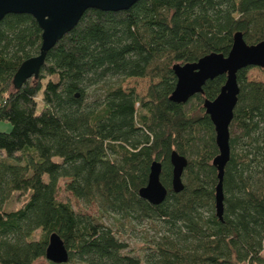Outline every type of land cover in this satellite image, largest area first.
Listing matches in <instances>:
<instances>
[{
  "label": "trees",
  "instance_id": "16d2710c",
  "mask_svg": "<svg viewBox=\"0 0 264 264\" xmlns=\"http://www.w3.org/2000/svg\"><path fill=\"white\" fill-rule=\"evenodd\" d=\"M236 32L249 45L264 40V0L88 9L47 52L38 77L16 89L13 76L38 54L42 30L30 14H7L0 21V122L10 124L0 131V264H264V81L247 78L253 66L237 72L221 219L212 164L218 149L203 101L217 96L225 75L186 103L169 100L172 65L227 55ZM143 77L155 81L142 97L120 84ZM172 151L187 159L177 193ZM154 160L167 189L157 205L138 194ZM61 179L65 191L98 203L101 213L151 221L158 236L144 256L131 255L102 216L59 200ZM53 232L67 249L65 263L46 259Z\"/></svg>",
  "mask_w": 264,
  "mask_h": 264
},
{
  "label": "water",
  "instance_id": "95a60500",
  "mask_svg": "<svg viewBox=\"0 0 264 264\" xmlns=\"http://www.w3.org/2000/svg\"><path fill=\"white\" fill-rule=\"evenodd\" d=\"M136 1L138 0H0V21L7 14H30L42 30L39 52L20 64L13 76L14 88H20L29 78L38 77L47 52L78 23L86 10L117 12L128 9ZM248 66L264 68V40L249 45L240 32L234 33L232 46L227 55L211 52L195 62L172 65L176 84L169 100L175 103L187 102L194 95L203 92V86L208 80L225 75V81L217 96L212 100L203 101L205 113L214 126L215 143L218 149L212 164L217 171L215 214L219 219L223 214L224 168L230 157L229 129L239 93L237 72ZM170 164L172 166L171 188L177 193L184 187L182 174L187 165V159L176 151H172ZM161 170V163L152 161L147 183L138 190L141 198L154 205L160 204L167 195V189L160 180ZM45 256L47 260L54 263H65L68 260L67 249L56 232L49 235Z\"/></svg>",
  "mask_w": 264,
  "mask_h": 264
},
{
  "label": "rangeland",
  "instance_id": "374dc122",
  "mask_svg": "<svg viewBox=\"0 0 264 264\" xmlns=\"http://www.w3.org/2000/svg\"><path fill=\"white\" fill-rule=\"evenodd\" d=\"M247 78L249 80L264 81V68L251 67L247 71ZM154 81L155 80H151L149 77L125 78L120 80V84L126 90L134 89L137 95L142 97L145 95L148 86ZM192 104H196V101H189L186 104V108H190ZM9 129V123L0 122V131H7ZM64 182L65 179H61L59 182L60 188L57 193V198L62 201L70 202L76 212L102 216L103 222L108 226H111L121 240L127 242V250L131 255L142 258L147 249L152 246L151 241L157 239L158 234L154 224L151 221L134 219L127 220L122 219L119 216L101 213L99 211L98 203H85L82 200L72 196L71 193L65 191ZM24 198L25 195L22 197V199H20V201H16L14 198L12 202L8 204V208L19 207L22 205ZM157 224L158 223L155 222L156 227H158ZM41 261H44V259H41Z\"/></svg>",
  "mask_w": 264,
  "mask_h": 264
}]
</instances>
